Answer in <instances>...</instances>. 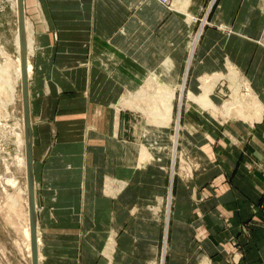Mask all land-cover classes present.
I'll return each instance as SVG.
<instances>
[{"label":"crops","instance_id":"crops-1","mask_svg":"<svg viewBox=\"0 0 264 264\" xmlns=\"http://www.w3.org/2000/svg\"><path fill=\"white\" fill-rule=\"evenodd\" d=\"M184 1L194 14L206 3L179 7ZM218 2L188 77L187 24L157 0H24L31 56L41 60L29 89L46 264H157L163 232L168 246L171 134L151 131L121 104L123 92L163 74L168 58L173 83L187 75L194 91L203 90L201 76L234 64L262 106L258 119L219 113L224 122L185 109L180 144L203 168L176 178L169 264H264V0ZM221 22L234 31L225 34ZM154 137L165 150H152ZM141 145L153 157L142 159ZM113 233L120 243L111 258Z\"/></svg>","mask_w":264,"mask_h":264},{"label":"rangeland","instance_id":"rangeland-1","mask_svg":"<svg viewBox=\"0 0 264 264\" xmlns=\"http://www.w3.org/2000/svg\"><path fill=\"white\" fill-rule=\"evenodd\" d=\"M178 2L179 0H171L169 4L172 11L175 9L181 13L182 18L187 24V54L183 70H188V74L191 72L196 62L198 46L205 31L210 26L214 25L211 17L215 8L219 6V2L218 0H206L203 9L197 14H194L186 9V1L183 2V8L179 7ZM218 29L222 30L225 34H230L234 31L233 28L224 22L220 23ZM27 31L26 24V32ZM17 34H19L17 0H0V77L4 74L2 71L4 66H8L10 77L6 76V78L13 81L15 80L17 87V95L15 94L13 97L7 91L6 84L0 80V264H33L32 246L30 250L28 247L29 238L25 233V228L28 222L30 223V217L27 188L22 84L20 79H16L15 74L17 58H20V48L18 49L16 43L18 37ZM29 53L30 52L28 50V62H32L33 65V71L29 78L30 88V82H33L36 78L35 75L39 66V64L37 65V62H40L41 60H37L36 57H32ZM228 65L229 70L227 73L223 74L221 72H214L201 76V88L203 90L194 91L186 87L188 79L187 75L184 76L183 82L178 86L176 82L173 83L172 78L168 75L173 63L171 59L168 58L162 65L163 74L159 72L149 74L139 90L136 92H123L124 94L121 98V104L126 106L128 112L131 114L139 116L143 114L148 123L147 125L150 124L153 126L151 130L153 132H157L158 135L162 133L159 130L162 131L163 128L160 129L158 126H155L154 122H151L156 119L158 120V117H160L159 115H154V112L159 113L165 111V105L167 103H171L172 105L173 115L170 118L171 120L166 122V127H164L165 130L171 134V140H169L168 145L169 182L165 195L167 202L165 201L163 207L164 222H166V218L169 220L167 239L168 246L164 238L166 235H164L165 233L163 232L161 236L160 253L157 264H169L171 260L170 240L173 218L172 213L174 209V200L172 199L176 178L181 177L187 181V179L194 176L196 171L198 172L203 168L199 157L190 153L180 144V137L183 134L184 112L187 106L193 105L191 108L195 107L197 111L205 115L211 114L216 120L221 122L226 121L224 116L235 118L241 117L247 120L259 118L262 106L255 102L256 95L252 93L248 84V79L234 66V64L228 62ZM168 77L170 84L167 81ZM221 88H224V96L220 95L221 92L224 93ZM172 93H174V96L171 100L169 97ZM213 93L214 95L212 97ZM192 94L197 98L202 99L203 104L195 102L191 96ZM216 94L218 97H216ZM214 97H216V101L213 100ZM253 102L254 106L252 105ZM196 104H198L202 109H200ZM210 104H212L213 107ZM251 107L254 108V115L248 112ZM219 113L224 116L218 115ZM159 120L162 121V117H160ZM158 140L159 137H154L153 142H158ZM157 142L155 143V148L153 149L152 147V149L158 152L165 150ZM124 185L125 182H122V187ZM109 186L110 190L108 193H112V190H116V187L112 184H109ZM35 194L36 203H38L36 191ZM159 200V204H161L163 202V197ZM152 207L155 208V206ZM158 210L160 209L158 208ZM39 233L40 231L38 226V242L40 249L41 237ZM109 236L106 251L109 252L107 253L112 258V255H114L112 254L114 252L112 250L113 245L115 244V246H117L116 243H120V235L113 233ZM104 257L109 260V257L106 254H104ZM41 263L46 264V258L45 256H42V253L40 252V264Z\"/></svg>","mask_w":264,"mask_h":264},{"label":"water","instance_id":"water-1","mask_svg":"<svg viewBox=\"0 0 264 264\" xmlns=\"http://www.w3.org/2000/svg\"><path fill=\"white\" fill-rule=\"evenodd\" d=\"M19 32L21 37L20 54L22 59V98L24 110V135H25V150H26V171H27V188L30 210V224L32 234V263L40 264L39 244H38V210L35 194V175H34V157H33V128L30 108V89H29V74H28V41L26 32L24 0H17Z\"/></svg>","mask_w":264,"mask_h":264},{"label":"bare ground","instance_id":"bare-ground-1","mask_svg":"<svg viewBox=\"0 0 264 264\" xmlns=\"http://www.w3.org/2000/svg\"><path fill=\"white\" fill-rule=\"evenodd\" d=\"M27 36H28V38H27V41H28V50H29V54L31 55L32 54V49H34L33 48V37H32V35H31V31H30V26L27 24ZM18 35V37H17V41H16V43H17V46H18V49L19 48H21V37H20V32H19V34H17ZM35 41V40H34ZM197 45V44H196ZM4 52V51H3ZM28 74H29V76H31V73H32V71H33V65H32V63L29 61L28 62ZM235 68V67H234ZM2 71H3V73L4 74H2L1 75V77H0V80L3 82V83H5L6 84V87H7V91L14 97L15 96V94H16V84H15V80L13 81V80H11V79H7L6 78V76L8 77H10V73H9V68H8V66H4V68L2 69ZM22 73H23V70H22V59H21V54H20V58H17V62H16V67H15V74H16V79H22ZM232 74V73H231ZM4 75V76H3ZM236 75V74H235ZM19 81V80H18ZM7 92V93H8ZM9 95V94H8ZM17 95V94H16ZM173 96H174V93H172V94H170V97H169V99H171V98H173ZM192 96V98H193V100L195 101V102H198V103H200V104H203V102H202V99H200V98H197L196 96H194L193 94L191 95ZM10 97V96H9ZM11 99V98H10ZM172 100V99H171ZM10 101V100H9ZM208 101V100H207ZM13 102V101H12ZM11 102V103H12ZM168 102V101H167ZM166 102V103H167ZM206 104V103H205ZM162 105V104H161ZM160 105V106H161ZM212 107H213V105L212 104H210ZM161 108V107H160ZM162 109V108H161ZM172 105H171V103H167L166 105H165V111H163V112H159V113H155L154 112V115H159L160 117H162V121L161 120H159L160 119V117H158V120L156 119V120H154V121H151V122H154V124H155V126H158V128H160V129H164V127H166V122L168 121H170L171 119V117H172ZM260 112H261V110H260ZM155 128V127H154ZM152 131V130H151ZM159 131H161V130H159ZM25 136V135H24ZM157 141H155V142H151V144H150V146L151 147H153V149L155 148V143H156ZM176 143V142H175ZM152 149V150H153ZM141 155H140V157L142 158V159H147V158H149L150 156L152 157V155L154 154V153H152L151 152V149H148L145 145H141V153H140ZM29 217H30V210H29ZM30 228H31V224L28 222V224H27V226H26V228H25V233H26V235L28 236V238H29V244H28V247H29V249L31 250V246H32V234H30ZM30 239H31V243H30ZM38 244H39V242H38ZM39 257H40V253H39Z\"/></svg>","mask_w":264,"mask_h":264},{"label":"built area","instance_id":"built-area-1","mask_svg":"<svg viewBox=\"0 0 264 264\" xmlns=\"http://www.w3.org/2000/svg\"><path fill=\"white\" fill-rule=\"evenodd\" d=\"M160 3H162V4H164L166 7H168V8H170L171 9V7H170V4H169V2L171 1V0H158Z\"/></svg>","mask_w":264,"mask_h":264}]
</instances>
